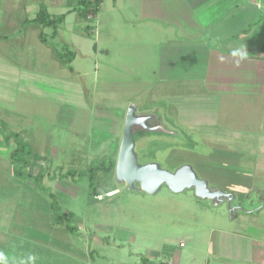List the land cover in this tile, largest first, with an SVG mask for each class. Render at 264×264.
I'll use <instances>...</instances> for the list:
<instances>
[{
	"label": "crops",
	"instance_id": "crops-1",
	"mask_svg": "<svg viewBox=\"0 0 264 264\" xmlns=\"http://www.w3.org/2000/svg\"><path fill=\"white\" fill-rule=\"evenodd\" d=\"M26 3L27 0H0V5L5 10V14L0 17V84L7 82L19 86L23 78L28 79L31 118L28 125L20 126L11 133L20 134L36 155L45 158L46 161L40 163L51 164L48 158L49 155H54L50 149L53 141L62 150L55 155L64 151L66 142L61 139L60 135L64 131L59 132L58 125L56 136H52L53 127L47 118L50 113L48 108L52 107L53 112V100L59 98L61 83L68 82L72 77H83V74L74 67L77 53L72 62L74 71H71L57 61L52 48L40 40V34L45 33L48 28L42 30L38 25L25 26L23 23L28 18L21 17L19 22H15V15L8 14L12 8H21L27 13L31 7ZM74 3L76 4L77 0ZM124 3L122 7L112 3L110 9L127 19H132L127 20L129 26L134 25L129 32L131 40L142 45V55L134 52L129 55L127 61L124 59L128 62L131 58L135 62L136 67L133 68L137 70L128 76L131 84H140V89L133 87L135 90L116 95L111 93L108 86L105 90L109 92L104 93V96L101 91L97 92V101H103L105 107L115 105L118 101L125 105L129 99L131 101L133 97H142L148 92L151 99L160 102L161 107L154 108L148 114L158 113L169 129L181 135V138L156 136L179 146L174 148L171 159L177 162L178 166L185 162L195 166L202 178L209 180L213 186L236 194L237 204L249 211L246 214L257 213L258 216L264 213V122L250 121L253 126H245L248 132L242 130L238 135L231 130L240 126L231 123L238 119L240 109L253 106L254 109L262 110L264 107V49L258 51L259 48H264V0H124ZM19 23L24 27V32L26 31V38L14 35L19 39V46L25 47L28 41L33 43L29 45L28 55L27 52L20 54L21 48L10 44L9 33L1 30L8 25L17 26ZM138 29L143 32L145 39H142L141 35L140 40H137ZM21 32L22 30L20 34ZM32 32L39 34L33 41L29 36ZM92 33L95 34V30ZM65 46L71 48L70 45ZM97 54L107 57V65L110 68L115 67L110 62L114 60L118 63L122 59L120 55L113 54L110 45L109 48L102 49L98 46L94 51V55ZM54 64L57 69H52ZM95 65L98 67L101 63L95 61ZM4 68L7 69L5 74ZM97 89L100 90V87ZM19 90L20 87H17L11 92L17 94ZM38 93L41 96H38ZM41 99L44 101L41 102ZM235 99L241 101L238 108V102L233 101ZM55 102L60 105L56 114L62 116L63 104ZM140 102L133 101L129 117L125 113V128L131 126L133 129L137 126L138 119L143 118ZM13 107L12 109L15 108ZM41 107L43 108L39 112L38 108ZM232 107H236L237 111L234 112ZM98 111L90 112V120L93 119V122H90L86 132L90 134L93 128L91 125L102 119V125L96 127V131L107 133L105 139L109 140L111 134L107 131H111L108 127L112 116L103 113L100 118ZM257 111L254 110V119H258ZM5 114L6 112L0 109V116L5 117ZM1 117L0 121L4 125ZM112 119L116 122L113 117ZM173 122L175 127L170 125ZM255 123L261 127L257 129ZM186 126L188 130L185 129ZM237 129L234 131L241 130ZM0 136V147L7 145L5 148H8L0 152V162H3V167L0 168V264H8L11 259L3 257L4 252H7L6 246L11 248V244L22 241L29 253L14 259L19 260V264H34L37 259L39 261L38 255H35L37 250L34 249L45 248L43 236L46 231L50 230L49 232L55 234L64 230L71 231L66 223H54L51 197L40 191L34 180L24 181L16 176L10 159L15 143L11 141L8 145L3 138L4 134L0 133ZM54 137L56 139H53ZM188 139L191 143L189 146L185 145ZM102 142L105 144L106 141ZM121 144L122 139L119 149ZM203 148H213L212 153H208L209 150L204 152ZM186 151L188 159L180 161L177 157H182ZM201 161L205 162L203 167L200 166ZM40 167H33L31 174L37 176L44 173L40 172ZM202 170L206 171L207 175H203ZM48 174H45L43 184L51 190L46 181L50 180ZM52 194L55 196V193ZM36 204L40 205L39 209ZM241 213L244 212H240L237 218ZM258 219L242 220L237 230H212L205 243L207 250L204 264H264V216H258ZM34 228L37 231L32 234ZM76 228V231L71 233L78 236L84 228ZM104 246V249L109 248V244L102 243V248ZM180 247L186 248L181 245ZM32 248L36 257L34 261H29V256H33ZM83 251L81 256L84 259L87 256L89 264H100V255L95 254L96 250L89 244ZM15 252L12 254L15 255ZM74 252L78 257V252ZM170 252L178 255L177 257L183 255V252L180 253L176 249H171ZM147 260V264L171 263L168 257L158 254H151Z\"/></svg>",
	"mask_w": 264,
	"mask_h": 264
},
{
	"label": "rangeland",
	"instance_id": "rangeland-1",
	"mask_svg": "<svg viewBox=\"0 0 264 264\" xmlns=\"http://www.w3.org/2000/svg\"><path fill=\"white\" fill-rule=\"evenodd\" d=\"M27 2L26 4L31 7V10L27 13L21 8L9 10L8 14L15 15V22H19L21 17L22 19L35 18L43 5L53 15L67 13L75 5V0H27ZM112 3L119 4L121 7L125 5L124 0H103L100 14L97 19L96 17L93 19L91 25L90 23H84L75 12H71L59 29V36L54 35L51 28L46 29L45 33L42 32L47 41H52V47L57 51L63 52L65 44L71 46L72 52L78 55L74 67L83 74V77H72L68 82L61 83L59 98L53 100V112L52 107L48 108L50 113L47 118L50 119L48 121L53 127L52 136H56L57 129L59 132L64 131L62 133L67 134L61 133L60 135L66 143L64 151L58 153L59 156L55 153L61 152V147L54 144L53 139H56L55 137L52 139L53 143L50 149L54 152V155H49L48 158L52 168L50 174H48L50 180L47 179L46 181L51 191L55 193L54 199L58 202L60 211L73 212L74 219L71 221V225L82 226L84 229L78 236L66 230L57 234L49 232L50 230L46 231L47 233L43 236L45 241L43 246L45 248L34 249L37 250V254L34 253L32 248L33 256L35 254L39 258V261L37 259L34 264H89L87 256H85V259L81 256L87 244L96 250L95 254L100 255L98 258L100 264H147V258H150L151 254L168 257L171 261L170 264H204L207 250L205 243L208 237L211 236L212 230L222 231V229L229 228L237 230L240 228L242 220L255 219L257 221L258 216H264V213H260L258 216L257 213H241L239 218L231 221L227 205L213 206L210 202L204 203L195 196L193 190L176 194L167 185H164L157 194L152 195L128 190L127 186L120 183L125 160V148L130 143L131 134V126L125 128V113L129 117L128 115L132 112L131 105L136 100L141 101L140 113L143 116L148 115L154 108L161 109V107L160 102L151 99L148 92L147 94L144 93L142 97H133L131 101L129 99L125 105L118 101L115 105L105 107L103 101H97V92L101 91V95L104 96V93L109 92L105 90L108 86L111 88V93L116 95L124 94L125 91H132V89L135 90L134 88L140 89V84H131L130 76H128L133 73L132 71L137 70L133 68L136 67L134 66L135 62L131 58L128 62L126 61L129 55L134 52H139L142 55V45L131 40L129 32L134 25L129 26L127 20L132 19H127L125 16L112 11L110 9ZM3 13L5 14V10L0 5V17ZM20 25V23L17 26L15 24L16 27L8 25L1 29L9 33L11 37L10 44L19 46V39L15 35L21 36L22 39L26 38V31L24 32V27ZM87 25L94 27L95 34L92 33V37L84 31ZM33 27L36 28V26ZM16 28L19 29L13 33ZM40 28L44 29L42 26ZM37 34L32 32L29 35L32 41L37 38L39 35ZM136 34L138 36L137 40H140L141 35L142 39H145V35L140 29ZM32 44L31 41H28L25 47L19 46L21 48L19 50L20 54L27 52L28 55L29 45ZM97 44L101 49L109 48L110 45L113 54L122 57L120 62L116 63L113 60L110 64L115 67L110 68L107 65L109 61L105 55H94V51L98 48ZM57 61L59 60L57 59ZM95 61L101 63V65L96 67ZM53 68L57 69V65H52ZM6 72L7 69L4 68V74ZM142 85L144 86V84ZM17 87H20L17 94L12 93L11 91L16 90ZM99 87L100 90L97 89ZM29 93L28 79L25 80V78L19 86L7 82L0 84V109L6 112L5 117H0L4 121L5 132L11 133L20 126L28 125L31 118H29V113L32 111L28 105ZM38 96H41V94L38 93ZM42 101L44 99H41ZM55 101L61 105L63 104L61 107L62 116L56 114V110L60 108V105ZM233 101L238 102L236 105L238 108L241 101L236 99ZM42 108H38V111L40 112ZM232 108L234 112L237 111L236 107ZM97 110H99L98 116L100 118L103 113H107L116 120L115 122L111 117L108 127L111 131H107L111 134L109 140L105 139L107 133L96 131V127L102 125V119L98 120L97 124L91 125L93 128L90 134L86 132L90 122H93V119L90 120L89 114L91 111L97 112ZM254 110H258V119H254ZM167 116L169 117V115ZM237 118L235 122H231L234 123V126L240 125L237 127L241 129L240 131H234L238 130L237 128L231 129L235 135H238L237 133L242 130H246L245 126L252 125L250 121L260 120L264 122V107L259 110L258 108L254 109L253 106H245L240 109ZM57 121L59 124H55ZM139 121L140 119H138ZM165 122L169 124L166 120ZM170 125L172 127L176 126L174 122ZM255 126L257 129L261 127L258 123H255ZM185 129L188 130V126ZM68 137H70V141H68ZM121 139L122 144L119 149ZM141 140L137 141L140 163L157 162L168 170H174L178 166V163L171 159L174 148L179 147L176 143L166 142L165 139L156 136L147 139L144 145L140 143ZM102 141H106L105 144ZM182 144L181 142L180 145ZM190 144L188 139L185 145L189 146ZM5 146L7 145L0 147V152L8 149ZM39 149L43 148H37V150ZM203 150L204 152L209 150L208 153H212L213 148H203ZM187 152L183 153L182 157L178 156L177 158L180 161L187 160L189 157ZM56 160L60 161L57 162ZM112 160L115 161L113 171L109 173L100 171L95 175L94 186L97 196L91 197L90 180L87 175L89 169L101 165L107 166ZM204 163L201 161L200 166L203 167ZM39 165L41 166L40 172L46 173L47 165L45 163ZM1 167H3V162H0ZM195 169L202 177L198 169L196 167ZM70 170H75L78 174L76 176L68 175ZM202 172L203 175H207L206 171L202 170ZM63 175L68 176L59 178ZM215 181L220 182L219 179H215ZM240 197L242 196L240 195ZM51 199L53 200V198ZM35 206L38 209L40 208L38 204ZM36 231V228L32 229V234H35ZM90 236L94 239L91 240ZM85 239L88 240L83 241ZM102 243L109 244V248L104 249L106 246L102 248ZM181 244L186 248H181ZM6 249L8 253L4 252V255L2 252V254L4 259L11 257L9 262L7 261L8 264L21 263L14 258L29 253L25 250L28 248L25 247L23 241L11 244V248L6 246ZM171 249H176L180 253L183 252V255L177 257L178 255L170 252ZM74 250L78 252V257H76L77 254ZM13 252L16 254L13 255Z\"/></svg>",
	"mask_w": 264,
	"mask_h": 264
},
{
	"label": "water",
	"instance_id": "water-1",
	"mask_svg": "<svg viewBox=\"0 0 264 264\" xmlns=\"http://www.w3.org/2000/svg\"><path fill=\"white\" fill-rule=\"evenodd\" d=\"M130 143L126 147L121 184L128 190L157 194L164 185L176 194L193 190L195 196L204 203L213 206L227 204L230 219L234 220L240 212H249L245 207L236 204V194L213 186L209 180L202 178L195 167L189 163L182 164L174 170L165 169L160 163L139 162L137 141L151 136L181 138V135L169 129L158 113H150L140 119L137 126L131 129Z\"/></svg>",
	"mask_w": 264,
	"mask_h": 264
},
{
	"label": "trees",
	"instance_id": "trees-1",
	"mask_svg": "<svg viewBox=\"0 0 264 264\" xmlns=\"http://www.w3.org/2000/svg\"><path fill=\"white\" fill-rule=\"evenodd\" d=\"M102 0H77V3L74 5V7L67 13H63L60 15H53L49 13L48 9L43 5L39 12L37 13L36 17L34 19H27L24 21L23 25H39L43 28H51L54 31V35H58V30L61 27L62 24L66 21V18L70 12H76L79 17L82 18V20L85 23H91L93 22V19L99 14L100 12V5ZM87 25L84 28V31L87 35L92 37V31L94 30L93 26ZM40 40L50 46L54 52V57L57 58L60 63L64 66H67L69 70L74 71V67L72 66V62L75 59V53H73L68 46L64 47L63 52L57 51L54 47H52L53 44L49 43L44 36L43 33L40 34ZM264 48H259L258 51H262ZM3 123L0 122V130L1 133L4 134L3 138L9 145L11 141H14L15 147L13 148L10 159L11 164L13 166V171L16 174V176L21 180H34L37 183V187L40 191L47 193L51 198H53V219L55 224H68V230L71 232L76 231V227L71 225V221L74 219V214L72 212H61L58 204L56 202V199H54V195L52 194L51 190L46 188L43 184V180L45 177V174H50L51 165L46 162L47 165V171L46 173H42L37 176H33L31 174V169L37 165L40 164L42 161H46L45 158H42L34 153L31 146L27 141H25L22 136L18 133H7L4 130ZM115 167V161L112 160L107 166H99L97 168H90L88 171V179L90 180V186H91V197L97 196V192L95 190L94 182L96 178V174L101 172L109 173L113 171ZM78 173L75 170H70L68 175L76 176ZM91 174V175H90ZM68 175L60 176L59 178H66ZM85 175V174H83Z\"/></svg>",
	"mask_w": 264,
	"mask_h": 264
},
{
	"label": "flooded vegetation",
	"instance_id": "flooded-vegetation-1",
	"mask_svg": "<svg viewBox=\"0 0 264 264\" xmlns=\"http://www.w3.org/2000/svg\"><path fill=\"white\" fill-rule=\"evenodd\" d=\"M153 136H151V137H149V138H143L141 141H140V143L142 144V145H144L145 144V141H147V139H150V138H152ZM137 146H138V142H137ZM236 204H237V202H236ZM237 205H239V204H237ZM240 206V205H239Z\"/></svg>",
	"mask_w": 264,
	"mask_h": 264
},
{
	"label": "clouds",
	"instance_id": "clouds-1",
	"mask_svg": "<svg viewBox=\"0 0 264 264\" xmlns=\"http://www.w3.org/2000/svg\"><path fill=\"white\" fill-rule=\"evenodd\" d=\"M29 261H34L35 260V257L34 256H29Z\"/></svg>",
	"mask_w": 264,
	"mask_h": 264
},
{
	"label": "built area",
	"instance_id": "built-area-1",
	"mask_svg": "<svg viewBox=\"0 0 264 264\" xmlns=\"http://www.w3.org/2000/svg\"><path fill=\"white\" fill-rule=\"evenodd\" d=\"M181 246L183 247L184 245H183V244H181Z\"/></svg>",
	"mask_w": 264,
	"mask_h": 264
}]
</instances>
